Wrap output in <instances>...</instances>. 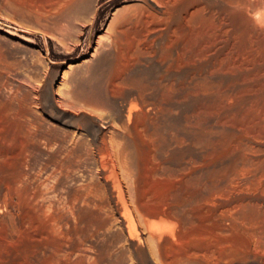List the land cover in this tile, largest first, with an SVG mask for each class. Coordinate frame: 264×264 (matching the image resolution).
I'll list each match as a JSON object with an SVG mask.
<instances>
[{
    "label": "rangeland",
    "instance_id": "374dc122",
    "mask_svg": "<svg viewBox=\"0 0 264 264\" xmlns=\"http://www.w3.org/2000/svg\"><path fill=\"white\" fill-rule=\"evenodd\" d=\"M49 1L0 0V138L8 133L19 146L16 116H37L29 129L48 131L50 151L40 138L31 168L62 169L52 193L65 203L79 179V241L69 231L66 249L77 242L80 259L68 253L63 262L264 264V0H238L244 60L235 79L208 69L207 60L217 47L211 31L217 13L232 0H196L201 16L148 45L158 57L173 53L178 78L156 77L154 62L150 70L139 66L129 84L144 87L151 103L129 125L100 101L116 72L109 25L147 0H94L82 14L50 9ZM131 29L121 35L125 48ZM190 56L191 72L184 73ZM47 86L60 109L55 115L42 100ZM93 122L107 126V150L94 140ZM117 181L136 231L123 214ZM19 246H7L0 264H42L32 249L16 253Z\"/></svg>",
    "mask_w": 264,
    "mask_h": 264
},
{
    "label": "bare ground",
    "instance_id": "6f19581e",
    "mask_svg": "<svg viewBox=\"0 0 264 264\" xmlns=\"http://www.w3.org/2000/svg\"><path fill=\"white\" fill-rule=\"evenodd\" d=\"M93 1L50 0L47 7L61 10L73 9L76 13L82 14L91 7ZM202 1L209 3L208 0ZM195 4L196 0H147L146 5L137 6L134 13L120 12L113 17L109 28H112L114 36L111 56L115 61L116 72L114 78L107 84L110 86L105 89L100 101H106L113 106V116L121 120L122 125H129L132 116L138 111H146L150 108L151 102L146 99V89L129 84L130 80L137 75L139 66L147 68L148 62H154L155 66L152 67H157L154 69L157 72L156 77L170 81L178 78L179 71L175 62L176 58L172 56L173 53L170 57H158L155 51L150 53L147 47L152 42L170 38L178 23L191 21L201 16L202 8L196 7ZM225 6L228 10H219L211 28L213 42L217 43V47L207 59L211 63L208 69L221 70L225 73L224 75L231 73L235 79L242 69L244 60L238 45L242 25L241 6L238 0L228 1ZM226 13L231 15L230 21L227 20ZM250 23L252 24V21ZM184 25L190 30L187 22ZM206 27L208 26H205V29ZM255 27L263 30L257 24ZM128 28H132L133 35L131 40H128L130 47L128 43V48H125L121 35H125L127 33L125 30ZM149 36H151L150 39H148ZM173 46L174 44H170L171 48H174ZM224 62L225 66L222 65ZM187 63L188 67L184 73L191 72V56ZM165 93V90L160 92L161 99L164 98ZM42 100L54 115L60 111L52 96L51 86L44 88ZM36 118L35 115L26 114L16 116L17 122H14L18 125L16 136L19 137V146L16 145V147L10 143L8 133L0 138V256L7 246L19 242L20 246L16 248V253L20 254L29 248L33 250L35 260L42 264H65L64 259L68 253L73 254L75 260L80 259L79 244L74 242L71 249L67 251L66 239L71 231L75 235L73 241H79L80 223L84 210L81 184L79 179H76L71 193L68 192L70 199L65 203L60 199L59 194L57 196L56 193H52L57 187L60 177L57 175L62 169L49 170L43 165L37 169L31 168V153L36 145L40 146V138L44 137V143L47 145L41 148L48 153L50 151L46 135L48 131L37 133L29 129V124L37 121ZM105 127L107 126L98 127L93 122L91 133L97 145L107 150ZM65 135L66 132L62 131L61 139ZM79 140H81L80 137H75L74 141L78 143ZM103 168L106 169L105 166ZM51 178H54L53 184L50 183ZM116 185L122 200L123 214L129 221V228L136 231L131 209L125 201L119 181ZM68 222H72L71 226ZM150 229L156 231L158 227L153 225Z\"/></svg>",
    "mask_w": 264,
    "mask_h": 264
}]
</instances>
